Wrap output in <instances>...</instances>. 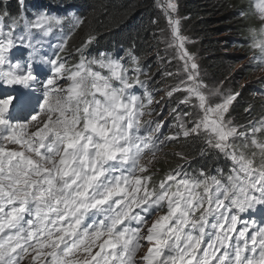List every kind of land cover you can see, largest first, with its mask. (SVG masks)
Listing matches in <instances>:
<instances>
[{
    "label": "snow or ice",
    "instance_id": "obj_1",
    "mask_svg": "<svg viewBox=\"0 0 264 264\" xmlns=\"http://www.w3.org/2000/svg\"><path fill=\"white\" fill-rule=\"evenodd\" d=\"M16 2L18 16L12 17L0 0V87L7 90L0 94V264H21L30 250L37 251L33 260L42 255L48 264H264V223L252 228L240 217L264 210V120L240 131L227 118L239 93L220 94L213 102L218 90L208 88L186 48L188 38L173 16L178 5H158L176 61V71L162 75L176 77L167 89L168 97L181 94L176 107L192 111L173 109L177 130L165 137L160 119L144 120L155 112L154 98L140 79L147 73L138 57H131V69L104 53L92 60L82 56L69 69L57 54L46 61L49 70L41 78L29 34L50 32L61 18L41 12L28 21L25 0ZM251 13L259 26L249 29V47L264 61V0H253ZM18 21L25 32L14 35ZM17 46L30 49L23 63L10 56ZM60 80L70 83L64 87ZM137 85L142 95L133 91ZM11 111L26 115L13 120ZM188 137L203 139L231 161L230 175L221 179L202 169L194 178L176 170L152 186L141 161L154 157L164 140ZM142 240L150 246L137 261Z\"/></svg>",
    "mask_w": 264,
    "mask_h": 264
},
{
    "label": "trees",
    "instance_id": "obj_2",
    "mask_svg": "<svg viewBox=\"0 0 264 264\" xmlns=\"http://www.w3.org/2000/svg\"><path fill=\"white\" fill-rule=\"evenodd\" d=\"M162 2L163 0H25L23 15L28 21L32 15L41 12L61 18L64 27L60 34L71 36L60 55L62 59L68 60L73 57L78 62L83 56L92 60L104 53L106 56L122 59V62L131 69L134 67L131 57H138L139 67L147 73L146 76L141 75L140 79L141 81L148 79L147 91L152 93L159 105L161 98L158 95L161 91L159 92L160 89L155 83L157 76L150 75L148 54L153 47L154 30L161 24L158 5ZM6 3L10 15L17 17L16 0H6ZM179 3L185 7L187 27L195 33L194 37L200 40L199 49L205 58L202 66L211 75L226 76L232 72V69L229 70L227 67L236 64L240 61L238 58L243 56L248 60L244 67L248 73L258 72L264 67V61L257 59L260 55L258 50L249 47V29L259 26L251 13L253 0H179ZM241 12L248 15L242 16ZM218 15L220 17H216ZM218 19L222 24L217 23ZM7 22L10 23L9 20ZM23 24L22 21L17 22L18 26ZM59 27L60 24L53 25L55 29ZM90 36L94 39L91 43H86ZM228 37L231 39L225 41ZM232 49L244 53H228ZM72 65H74L72 61H67L66 68L70 69ZM93 67L94 70L106 73L104 69H99L95 65ZM162 72H169L167 66L162 68ZM243 73L244 71H241L240 74ZM238 93L235 102L230 106L229 116L240 131H246L252 124L258 125L264 117V98L260 96L262 94L264 97V75ZM166 106L159 105L155 110L166 113ZM175 132L176 130L171 136ZM258 135L260 139L261 134ZM242 143L240 139L236 142L238 145ZM178 153H183L187 159H182ZM150 160L151 163L147 165L148 172L144 175H151L152 186L176 170L199 178L203 169L209 176L226 179L232 167L231 161L222 155L217 156L203 139L194 137L171 140L169 147Z\"/></svg>",
    "mask_w": 264,
    "mask_h": 264
},
{
    "label": "rangeland",
    "instance_id": "obj_3",
    "mask_svg": "<svg viewBox=\"0 0 264 264\" xmlns=\"http://www.w3.org/2000/svg\"><path fill=\"white\" fill-rule=\"evenodd\" d=\"M164 2H165V0H163V2L161 4H163ZM173 2H175L178 5L177 11L175 13H173V16L179 18L181 33L188 38V40L186 41V48H187L188 52L191 53L196 58V62L198 63L199 69H200V75H201L203 81L207 84L208 88L212 89L213 91L218 90V94L212 97L213 102H219L220 94L238 93L241 90L243 91L244 89H246L247 87L252 85L255 80H257V79L259 80V78H261L264 75V67L262 69H260L258 72L248 73V71L244 68L245 65L248 63V60L244 56L239 57L238 60H240V61H237L236 64L230 65V67H227V69H229V70L232 69V72L228 73L226 76L214 77V75H211V73H209L208 70L205 69L204 66H202V62L205 61V58L199 49L198 42L200 43V40H198L197 37H194L195 33L193 31H190L189 27H187V25H186L188 17H185V14H184V12H186L184 5L180 4L179 0H173ZM51 12L55 13L54 11H51ZM158 15L161 17V24L159 25L158 28H156L154 30L155 34H153L154 39L152 40V44H153L152 46L153 47H151V50L148 54L149 63L151 66L150 70L154 76L155 75L157 76L155 83L158 86V88L160 89L159 92L161 91L160 94L158 95V97L161 98V100L159 101V105L160 106L167 105L166 106V115L170 116L171 118H174L175 114L173 112V109H176V113L182 114L184 112V109H187V108H185L184 105H180L179 108L176 107L177 106V99L181 95L180 93H174L172 97H168V95H167L168 87L170 85H174L177 81H176L175 76L169 77L166 75H162V73H164V72H162V68L167 66L169 72H175L176 71V61L172 59L173 55H174L173 50L167 46V38H168L167 20L165 18V15L163 14L162 7H159ZM216 17H220V16L218 15ZM235 22L239 24V21H236V19H235ZM217 23L219 25L222 24L221 20H219V19L217 20ZM257 23H258V21H257ZM161 29H165V31L162 32ZM44 35L46 36V34H44ZM229 36H234V35H229ZM70 38H71V36L69 35V38L67 37V41H70ZM230 39L231 38L228 37V39H226L225 41L230 40ZM228 53H234V54L241 53V54H243L244 52L243 51H236V50L232 49ZM70 61H72V63L74 65L78 63L73 57L68 60V62H70ZM169 61H171V63H169ZM232 66H234V67H232ZM241 71H244L243 75L240 74ZM67 83H70V82H66L65 80L59 81V84L64 86V87H67ZM260 96L262 98H264L262 96V94H260ZM235 100L233 101V103L235 102ZM233 103H232V105H233ZM159 105H157V108ZM227 118L231 119L233 122V119L229 116V114H228ZM174 119L176 121L174 123L175 128H176L178 121L176 118H174ZM262 120H264V117ZM29 127H32V126L30 125ZM176 130H177V128H176ZM259 136L260 135H258V133H257L258 139H259ZM238 141H239V139H237L235 142H238ZM7 147L10 149H17V150L19 149V146L12 145V144L7 145ZM148 157L149 156L145 157L141 161V163L145 164V162H146V164H148V161L150 160V158H148ZM261 211H264V210H261ZM251 213H255V212H251ZM161 215H158L155 218L157 219ZM153 221L154 220L152 219L150 224L147 223L146 225H144L142 231L146 232L147 228L150 227V225ZM133 227H135V225H133ZM238 229H239V227H238ZM105 238H102V240L100 242H103V239H105ZM100 242H98V243H100ZM143 242H146V241H143V240L141 241L142 247L139 249V251L136 254L137 261H139L141 256L146 254L147 249L150 246L148 243L146 245ZM106 250H108V249H106ZM31 257L33 258V255ZM40 257L44 258V256H42V255Z\"/></svg>",
    "mask_w": 264,
    "mask_h": 264
},
{
    "label": "bare ground",
    "instance_id": "obj_4",
    "mask_svg": "<svg viewBox=\"0 0 264 264\" xmlns=\"http://www.w3.org/2000/svg\"><path fill=\"white\" fill-rule=\"evenodd\" d=\"M38 15V14H37ZM37 15H32L31 16V18H30V20L29 21H33L34 20V18L37 16ZM68 15V14H67ZM7 21V20H6ZM8 23V22H7ZM24 25V24H23ZM64 27V25H62L61 23H60V27L59 28H52V30L50 31V32H47V33H45L44 32V30H43V35L40 37V39H43L44 40V42L49 38V37H55L56 35H58L59 33H60V31H61V29ZM77 28V27H76ZM41 29H32L31 31H30V33H34V32H37V31H40ZM72 30V29H71ZM76 30V29H75ZM44 34H46V36L44 35ZM30 35V34H29ZM31 37V36H30ZM25 45H27L28 44V41L26 40L25 42ZM65 46H66V44L64 45V46H61L60 48H58V50L56 51V53L54 54V55H52L48 60H50V59H52V58H54L57 54L60 56L61 55V53L64 51V49H65ZM18 49H20L21 50V52H23L25 49H28V47H26V46H19V48ZM62 49V50H61ZM124 56V55H123ZM63 60L67 63V61L69 60H65L64 58H63ZM47 61V60H46ZM43 62V66L45 67V68H47L48 70H49V65L47 64V62ZM79 62V61H78ZM150 72H151V70H150ZM150 75L153 77L154 75L152 74V72L150 73ZM155 77V76H154ZM145 81H147V83L149 82L148 81V79H145ZM136 88L138 89V95H142L143 94V92H144V89H142V88H140V86L139 85H137L136 86ZM151 107V109H156L157 108V102H156V100L155 99H153V104L150 106ZM156 111V110H155ZM155 113V112H154ZM154 113L152 114V115H146L145 117H144V120H155V118H154ZM143 122V121H142ZM163 129H165V127L163 128ZM147 156H149L148 158H151L152 156L149 154V155H146L145 157H147ZM144 157V158H145ZM145 164H146V162H145ZM148 165V164H147ZM145 174V173H144ZM143 174V175H144ZM163 215L164 214V211H160V212H157L155 215H153L149 220H148V224H150V222H151V220L153 219V220H155L156 218L155 217H157L158 215ZM253 217V216H252ZM250 220H253V218H249Z\"/></svg>",
    "mask_w": 264,
    "mask_h": 264
}]
</instances>
